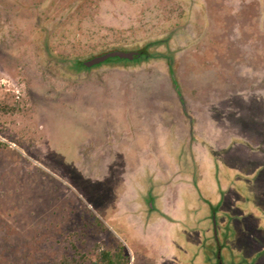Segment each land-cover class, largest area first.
<instances>
[{
  "label": "rangeland",
  "instance_id": "374dc122",
  "mask_svg": "<svg viewBox=\"0 0 264 264\" xmlns=\"http://www.w3.org/2000/svg\"><path fill=\"white\" fill-rule=\"evenodd\" d=\"M154 40L145 60L78 64ZM0 101L15 108L0 111V264L97 244L124 246L128 264L211 261L189 189L176 182L175 220L150 221L181 143L204 202L236 212L250 175L264 212V0H0ZM243 222L222 262L264 264V233Z\"/></svg>",
  "mask_w": 264,
  "mask_h": 264
},
{
  "label": "trees",
  "instance_id": "16d2710c",
  "mask_svg": "<svg viewBox=\"0 0 264 264\" xmlns=\"http://www.w3.org/2000/svg\"><path fill=\"white\" fill-rule=\"evenodd\" d=\"M158 43H162V42H160V40L150 41L146 43L140 50H138V52L141 53V56H142L141 58L145 60L146 57H149V56L152 57L151 54L147 52V48L152 45H157ZM133 61H136V59ZM168 62L169 64H171V61H168ZM78 64L80 67H84L83 61H80ZM14 109H15L14 106L8 104L5 101H0V111L1 112H9V111H13ZM2 146L6 147V144L0 141V147ZM187 148H185L184 143L183 144L181 143V146H180L181 154L175 159L178 162L180 171L182 172L188 171V174L191 177V182L194 185L197 183L198 177H199V174L197 172L198 166H197V163L194 162L192 151H190L189 148L188 149ZM208 150L213 160L215 162H218L217 157H216V152H214V150L211 149L210 147H208ZM248 178L250 180H247ZM245 180L246 181H242L246 185L245 189L243 185H242L243 187L238 186L240 194L235 195L236 196L235 205L237 207L235 206L234 207L238 209L236 212H230V210L222 211L220 210V208L216 209L212 205H208L206 202L202 201L204 204L203 205L200 202L201 200L198 201L200 203H198V208L196 209V211H198V214H203L206 221L204 222L205 228L203 229L204 231L203 236L202 234L199 233L200 231H202V227H200L201 225L195 226L198 231L196 230L195 232L196 235L194 239L197 241L196 245L199 246L200 248L205 243H208L209 245L210 243H212V246L210 245L212 247V250H211L212 257H211V261L202 262L203 255L200 252L199 255L196 256V261L193 264H210V262L211 264H219V262L220 264H223L220 252L223 251V249H227L228 251V253L226 252L227 254H230L232 250L234 254L235 248H236V245H235L236 237L233 238V236L230 235V231H233L232 229L236 228L237 226H240V223L241 224L244 223L243 221H245L247 218H250L253 221L254 227H256L257 230L261 229L262 232L264 233V212L260 211L257 207H255L256 205L255 200L257 198L253 194L254 192H252L254 186L252 185L253 181L251 179V176L246 175ZM230 184L236 187L234 182L231 181ZM230 184L228 182V187ZM201 206L205 208L204 213L202 210H200ZM212 215H214V220H215L214 223L212 222V219H211ZM230 216H232L235 219H237V217L239 216L238 217L239 222H235V220ZM227 217H229V220ZM223 234H225V237H222ZM223 239L224 241H223V244L221 245ZM201 242H203V245ZM225 242L226 244H224ZM99 247L100 246L97 244L96 248H98V251H96L92 256H89L88 254L84 252H80L76 250V253L72 256H69L65 253H61L58 256L57 260L42 262L41 264H128L129 255L127 251L125 250L124 246L120 245L114 251H111L106 248L99 249ZM258 251L259 250H257V252ZM262 252H264V248L263 250H260L258 254H261ZM215 257L218 259H216ZM179 263L188 264V262L187 263L185 262V259L183 261H181L180 259Z\"/></svg>",
  "mask_w": 264,
  "mask_h": 264
},
{
  "label": "crops",
  "instance_id": "0c3cea01",
  "mask_svg": "<svg viewBox=\"0 0 264 264\" xmlns=\"http://www.w3.org/2000/svg\"><path fill=\"white\" fill-rule=\"evenodd\" d=\"M189 150L190 151L193 150L195 152L194 146L193 145L190 146ZM207 151H208V153L206 152V155L208 154L209 159L203 157V160L205 161L206 159H208V160H206L208 162V166H209V168H212V166L214 165V164L212 165V163L215 162V161L213 160L211 154L209 153L208 148H207ZM195 158L193 156L194 162L196 163V161H198V159L195 160ZM200 161H202V160L200 159ZM173 163H174V167H173L172 173H169L168 175H166V177H165L166 179L163 181L166 185L161 187L162 189L159 190V192L155 196H153V199L150 201V204L147 205L149 210H152L150 212V213H152V215H150V221H152L153 223H157V222H161V221H163V222L171 221L169 219H167L168 220L167 221L166 218L161 216V214L166 215V216L170 217L171 219L173 218L171 216V214L168 212V211H170V209H169L170 206L168 204L170 202H172V201H177V200H172V198L173 199L178 198L177 195H176V190H177L176 182H178V186H180V187H182L184 189H187V190L189 189L190 193L193 192L195 194V197H194V199H196L195 205H194L195 206V210L198 208V204L197 203L201 202V204H203V202H204L203 199H202L203 200V202H202L201 196L198 195L196 190L192 187L193 184L191 182V177L188 174V171H186V172L180 171L178 162H177V160L175 158H174ZM162 175H165V174L163 173ZM170 180H172V183H170ZM191 195L192 194H190L188 196L190 197ZM198 201H200V202H198ZM145 206H146V203H143V204L140 203V208L141 209L144 210ZM179 209L180 208H178V210ZM183 210H185V209H183ZM170 261H171V264H181V263H179V260H178V258H177V256L175 254H172V257H171Z\"/></svg>",
  "mask_w": 264,
  "mask_h": 264
},
{
  "label": "water",
  "instance_id": "95a60500",
  "mask_svg": "<svg viewBox=\"0 0 264 264\" xmlns=\"http://www.w3.org/2000/svg\"><path fill=\"white\" fill-rule=\"evenodd\" d=\"M113 57L126 59V60H135L142 56L141 53H139L138 51H125V50L114 49L87 58L86 60L83 61V66L89 68Z\"/></svg>",
  "mask_w": 264,
  "mask_h": 264
}]
</instances>
